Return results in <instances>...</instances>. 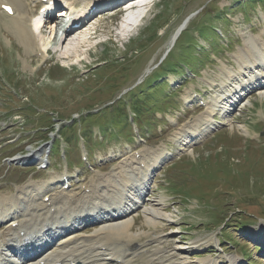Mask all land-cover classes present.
I'll use <instances>...</instances> for the list:
<instances>
[{
    "label": "rangeland",
    "instance_id": "1",
    "mask_svg": "<svg viewBox=\"0 0 264 264\" xmlns=\"http://www.w3.org/2000/svg\"><path fill=\"white\" fill-rule=\"evenodd\" d=\"M154 1L151 0L152 6ZM31 3L33 2L28 1L24 4L23 10L27 17H34L37 14ZM0 13L3 12L0 10ZM261 14H264L262 0H160L147 15L143 25L136 31L132 30L134 33L130 38L132 36L134 38L128 43L121 42L120 36L129 34L130 28H127L128 30L121 28L120 22L123 19L121 20V14L116 11L94 20L89 26L97 29L95 40L90 43L92 47L84 46L78 52L69 51L61 46L62 41H58L54 36L52 27L47 28L43 34L44 39H41L40 35L39 38L37 37V40L44 41V45L38 44L41 50L48 48L53 51L46 62L44 59L33 57L34 53L26 52L19 39L8 32L7 19L12 16L6 19L5 14H0V117L2 116L0 124L6 121L7 127H0L2 128L0 130V196L15 194L19 187L33 181L38 184L48 183L54 171L56 176H61L58 174L61 167L58 145L56 144L54 150L56 154L50 151L49 146L53 142L60 144L63 141L56 132L51 134L50 128L43 129L46 125L40 122L45 115H48L51 122L56 125L55 128H59L61 124L65 126L63 135L66 138L69 154L76 153L73 147L82 141L88 145L86 147L90 158L89 164L84 166L80 164L78 155L75 158L69 157L70 172L74 178V184L71 186L73 190L69 191L82 193L80 185L83 184H90L85 186L89 190L91 181L97 180L99 176L118 172L119 167L127 160L134 158L139 165H142L144 160L151 158L149 154L144 156L146 149H150L149 153L163 152L164 155L155 173L151 175L150 187L144 200L145 204H150L162 199L164 211L171 219L163 221V224L155 229L146 224L143 212L137 209L130 218L136 220L133 233L139 234L141 242L146 243L154 238L153 235L169 236V244L165 249L167 253L174 252L176 246L184 248L186 244L191 243L193 246L192 243L197 242L199 248L210 247L209 251L198 253L202 260H213L212 264H217L209 252L219 247L218 241L221 242L224 237L229 244H220L219 250L223 251L228 261L222 255L220 264H225L226 261L232 264L231 262L237 259L229 256L233 257L236 254L240 260L245 258L244 264H264V250L262 253L256 250V247L261 245L256 240L264 242V214H260L262 210L264 212V146L254 144L256 143L254 140L253 143L246 140H252V134L264 140V136L260 134V131L264 130V95L261 96L259 91L251 93L245 105L239 107L243 109L236 108L230 111L229 115L221 110L218 111L216 121L221 123L220 126L213 134H207L208 129L201 126L200 137L195 145L192 142L187 143L179 136L187 126H193V121L203 112L198 111L194 114L191 105H182L188 103L185 102V98H189V95L183 97L181 87H195L198 91H202L210 102L216 94H222L223 77L220 75L227 68L230 71L238 70V65L234 68L237 64V62L235 64V56L245 46L246 39L253 35L261 36L258 38L264 41V21ZM156 15L157 17L154 18ZM138 17L140 14L131 16L134 20ZM182 26V37L179 41L185 40L184 44L181 42L172 45L175 33ZM89 27H87L89 30L87 28L85 30L90 32L92 27ZM210 29L221 32L222 40L216 34H212ZM154 33L157 35L151 42V48L139 61L135 55L143 52L144 48L142 45L132 47V44L140 40L146 41L147 38L151 39ZM197 34H200L199 37ZM73 37L77 38V35ZM223 38L228 42L225 43ZM65 53H70V57H62ZM169 54L161 77L165 76V68L176 74L179 70H184L183 67H188L194 72L195 79L187 81L184 77L178 78L176 86L170 91L165 81L153 85V78H150L146 82V87L151 86L147 93L162 86L157 88L155 97L145 102V97L141 94L132 98L130 102L127 96L126 103L106 110L103 120L98 122L100 133L105 131L103 138L99 135V129L93 124H88L92 135L86 132L87 123L97 120L98 117L95 115L81 118L72 126L66 127L62 122L66 121V117H69L68 119L74 117L77 120L79 114L86 113L77 111L84 107V99L87 97H90V102L94 104L91 105L93 108L88 110L89 113H93L109 105L125 91L140 86ZM126 57L130 60L136 59V63L132 64L133 67L130 69L131 82H124L123 87L110 85L111 80L104 84L100 76L113 75L104 68L97 71L96 67L101 65L99 63L109 61L115 64L114 61L118 60L120 65ZM80 61L82 62L79 63ZM71 65L75 66L71 67ZM82 71L84 73L81 75ZM182 75L180 73L177 76ZM86 87L92 88L90 93L82 94ZM207 100L208 105L210 102ZM29 109L35 113L28 112ZM7 111L13 113L9 118L3 119ZM189 115H195L196 118L183 127L188 122ZM159 116H162L161 120ZM14 121L18 124L13 125ZM240 124L247 126L250 138L238 134L236 126ZM117 126L126 127V132L123 133V130H120V127L118 129ZM21 127L25 130L19 129ZM114 127L115 130L112 129ZM157 127H160L159 133L156 131ZM129 128L132 130L138 128L141 131V138L152 148H140L131 136ZM70 129L73 131L66 133L68 135L72 133L68 137L65 132ZM215 134H218L216 138L213 136ZM15 135L20 139L14 144H9ZM48 135L52 138L50 143L42 145L36 143L39 140H47ZM90 144L92 145L89 148ZM136 149H144L138 154L140 157H132ZM33 153L36 157L28 159ZM46 157L51 160L50 173L38 169V165ZM8 160H13L15 163L7 165ZM179 171L186 173L176 179L178 187L174 188V194L173 185L169 187L166 182L171 174L176 176ZM97 173L100 174L95 176ZM77 185L80 187L78 188ZM57 191L61 189L51 188L44 193V196H50ZM88 201L89 204L70 203L66 207L72 211H79L82 207L98 203L107 205V201L104 202V198L99 194L88 196ZM57 211L52 210L51 213ZM8 225L1 227L0 231L6 229ZM95 230L96 225H87L81 228V234L78 235L90 236ZM105 244L108 246L107 243ZM188 256L191 260L195 259L194 255L188 254Z\"/></svg>",
    "mask_w": 264,
    "mask_h": 264
},
{
    "label": "bare ground",
    "instance_id": "2",
    "mask_svg": "<svg viewBox=\"0 0 264 264\" xmlns=\"http://www.w3.org/2000/svg\"><path fill=\"white\" fill-rule=\"evenodd\" d=\"M78 2L87 8L97 4L96 0ZM0 5H10L14 12L13 18L7 19L9 16L5 15L8 32L15 35L25 49L36 46L32 29L39 25V21L26 17L24 0H0ZM116 13L123 14V11L116 10ZM130 20V16L123 19L121 28L127 29ZM90 32L84 29L81 33L67 36L61 40V46L73 52H78L84 46L90 47L94 39ZM73 35H77V38H72ZM40 36L44 39L43 35ZM62 57L69 58L70 53ZM236 57L238 70L230 71L227 68L220 75L223 77L222 94H216L208 103L206 112L194 118V125L187 126L179 134L187 143L193 142L200 134L201 126L205 129L214 126L212 118L216 110L229 113L244 106L252 90L264 95V41L249 36ZM185 102H189L188 97ZM240 128H244L248 134L246 127ZM149 151L144 150V156L149 154L151 158L144 160L142 165L136 162L137 159L127 160L118 172L91 181L89 190L81 186L82 193L61 189L63 179L71 178L66 169L61 176L53 172L48 183L33 181L19 187L15 194L1 195L0 228L9 225L0 231V264H212L213 260L191 262L187 247L176 246L174 252H165L169 236L153 235L154 238L144 243L140 241L139 234L133 233L136 220L130 217L137 209L143 212L146 224L155 229L163 221L171 219L164 211L162 199L145 204L144 196L150 187V176L164 155L162 151ZM35 157L33 153L28 159ZM50 187L60 188L61 191L44 196ZM94 194L103 197L107 205L98 203L82 207L79 211L66 207L70 203L89 204L88 196L93 197ZM52 210L58 211L51 213ZM87 225H96L95 232L90 236H79L81 228ZM192 244V247H200L196 245L197 242ZM236 261L231 263L235 264Z\"/></svg>",
    "mask_w": 264,
    "mask_h": 264
},
{
    "label": "trees",
    "instance_id": "3",
    "mask_svg": "<svg viewBox=\"0 0 264 264\" xmlns=\"http://www.w3.org/2000/svg\"><path fill=\"white\" fill-rule=\"evenodd\" d=\"M207 7H208V5L206 6V9H207ZM211 30V29H210ZM156 33H154L153 34V37L151 38V39H149V38H147V40L145 41H142L143 43H142V47L144 48V50H146L148 47V50L146 51V52H144V54L145 53H147L148 51H149V49L151 48V42H152V40L156 37ZM182 37V36H181ZM181 39V38H180ZM156 40V39H155ZM147 41H149V42H147ZM181 42H183V40L182 41H179V43H181ZM142 56V55H141ZM141 56H136L137 58L136 59H138L139 58V61H140V59H141ZM136 59L135 60H130L129 58H124V60L123 61H121V63L122 64H120V65H118L119 64V62H116L115 64H112L111 62L104 68V70L107 72H110L113 76H111V81L109 82L110 83V85H114V86H119V87H123L124 86V82H128V83H130L131 82V80H132V78H131V68L133 67V65L132 64H134V63H136ZM138 61V62H139ZM108 74H106L105 76H107ZM158 79H159V77H154L153 78V85H158V84H160V83H158ZM112 82H113V84H112ZM152 85V86H153ZM151 86H147L146 87V83L145 82H143L142 84H140V86H138V87H134V89L133 90H130V91H128L127 92V95L129 96V98H130V102H131V99L132 98H136V97H138L139 95H141V94H143L144 95V97H145V102L147 101V100H150V98H152V97H155V92H157L156 90H157V88H160L161 86H159V87H156L152 92H150V93H147V90L150 88ZM146 92V94H145V92ZM87 92H85L84 94H86ZM99 95H101V93L99 94ZM119 97L117 96L116 98H115V100H113L112 102H113V104H112V106L110 107V108H112V107H116L117 105H123V98H121L120 100H117ZM113 99V97H111V99L110 100H112ZM84 102H85V105H84V107H81V109L79 110V111H77V112H86L87 114H86V118H88L89 116H92V114H90V113H88L89 111L88 110H90V109H92L93 108V106H91V105H94L93 103H91L90 102V97H87V98H85L84 99ZM111 102V101H110ZM85 109V110H84ZM109 108H107V110H108ZM81 115H83V113L81 114ZM65 117V116H64ZM69 117H66V119H68ZM70 119H72V118H70ZM69 119V120H70ZM100 119H101V121L103 120L102 119V117H100ZM263 209V208H262ZM258 210V209H257ZM260 214H264V212H263V210H262V212L260 213Z\"/></svg>",
    "mask_w": 264,
    "mask_h": 264
},
{
    "label": "snow or ice",
    "instance_id": "4",
    "mask_svg": "<svg viewBox=\"0 0 264 264\" xmlns=\"http://www.w3.org/2000/svg\"><path fill=\"white\" fill-rule=\"evenodd\" d=\"M6 11H8L9 13H11V9L10 8H6Z\"/></svg>",
    "mask_w": 264,
    "mask_h": 264
},
{
    "label": "water",
    "instance_id": "5",
    "mask_svg": "<svg viewBox=\"0 0 264 264\" xmlns=\"http://www.w3.org/2000/svg\"><path fill=\"white\" fill-rule=\"evenodd\" d=\"M182 30V28H180V30L178 31L177 35H179L180 31Z\"/></svg>",
    "mask_w": 264,
    "mask_h": 264
}]
</instances>
